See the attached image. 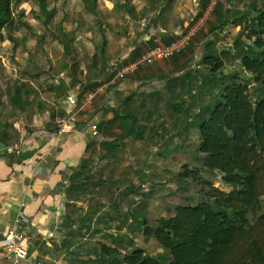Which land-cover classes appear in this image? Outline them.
I'll return each instance as SVG.
<instances>
[{"label": "rangeland", "instance_id": "1", "mask_svg": "<svg viewBox=\"0 0 264 264\" xmlns=\"http://www.w3.org/2000/svg\"><path fill=\"white\" fill-rule=\"evenodd\" d=\"M96 1L93 15L84 10L81 0H48L45 10L26 2L22 4L27 8L20 4L14 9V30L3 31L6 40L0 47V135L7 140L6 149L17 152L24 145L28 147L30 139L35 144L40 139L39 131L54 128L66 96L76 94L79 98L89 86L108 83L114 75L111 64L123 59L135 61L154 46L153 39L147 38L157 37L161 31L166 36L163 43L172 41L177 33L193 31L188 49L177 57L185 67L171 84L177 97L185 96L184 107L190 110V118L196 120L199 109L204 111L212 105V95L201 89L202 77L209 69L200 64V58L206 42L203 33H208L207 24L215 19L206 10L198 17L202 0ZM222 2L231 12L251 10L258 4L257 0ZM238 31L227 26L207 40L226 60V73L247 77L237 56L222 54L234 46ZM184 74L194 94L187 92V81L181 78ZM15 90L17 104L13 101ZM159 104L163 106L154 114L144 112L135 120L133 140L122 142L118 132L106 126L104 136L118 139L119 148L107 152L100 142L98 149L96 143L90 147L83 161L89 180L83 187L67 182L62 223L49 241L51 254L38 236L35 250L41 261L110 264L97 257L100 245L117 249L120 256L138 248L167 261L169 254L142 235L140 223L146 220L154 227L159 218L172 216L174 207L202 201L209 187L230 191L217 173L202 171L195 175L196 180L191 176L180 178L183 166L189 171L200 166L197 128L178 114L174 122L164 108V100ZM262 212L264 196L257 215Z\"/></svg>", "mask_w": 264, "mask_h": 264}, {"label": "trees", "instance_id": "2", "mask_svg": "<svg viewBox=\"0 0 264 264\" xmlns=\"http://www.w3.org/2000/svg\"><path fill=\"white\" fill-rule=\"evenodd\" d=\"M47 1L0 0V47L6 40L3 31L14 30L13 11L18 5L33 2L45 10ZM257 1L251 10L231 12L224 9L222 0H202L204 4L198 17L214 2L211 15L215 21L208 23L209 31L203 33L206 42L200 58V64L209 69V73L202 77L201 89L212 95V105L204 111L199 109L195 120L190 118V110L185 109L183 96L169 104L178 107L179 116H184L187 123L196 126L199 137L200 166L193 171L183 166L185 171L180 178L186 180L191 176L196 180L202 171L217 173L230 191L209 187L202 201L174 207L172 216L159 218L154 227L146 220L140 223L142 235L168 253L169 260L149 256L138 248L120 256L117 249L106 245H100L98 258L110 264H264V212L257 215L264 196V0ZM81 2L84 10L93 15L97 1ZM227 26L239 28V31L234 46L222 54L237 56L247 77L226 73V60L214 50V43L207 40L210 34ZM8 40L14 44L12 37ZM128 62L131 61L126 59L124 64ZM186 77V74L181 77L187 81L185 88L189 94H194ZM99 86V83L89 86L79 99ZM13 98L17 104V90ZM130 100L131 96H126L115 112L114 121L121 131L120 139L136 133L137 116L126 110ZM101 125L102 122L100 128ZM0 142L7 143L3 135H0ZM101 145L107 152L120 146L116 140L104 141ZM90 147L88 144L87 148ZM32 153L20 156L12 149L6 160L11 165L22 162L24 156ZM83 161L68 179L71 186L83 187L89 180Z\"/></svg>", "mask_w": 264, "mask_h": 264}, {"label": "crops", "instance_id": "3", "mask_svg": "<svg viewBox=\"0 0 264 264\" xmlns=\"http://www.w3.org/2000/svg\"><path fill=\"white\" fill-rule=\"evenodd\" d=\"M154 36L151 35L147 40L154 39ZM163 37L166 36L163 35ZM177 57L173 61H155L150 65H141L133 76L121 80H114L112 77L108 83L97 88L98 95L93 101V107L84 115L94 118L96 114H99L97 120L99 123L102 122L101 128L99 127L101 133L99 141H89L83 127H78L72 133L60 137L55 135L54 128L42 130L39 131L40 139L35 144H32L30 139L28 147L24 145L16 152L20 156L27 152H33L32 155L24 156L22 162H14L11 165H8L6 160L11 148L6 149V146L0 142L1 239L6 230L15 227L25 233L33 243L35 257H40L35 250L38 236L45 242L47 248L49 247L48 252L51 254L52 247L49 241L55 238L54 233L57 234L59 224L62 223L68 178L81 160L88 156L90 151L87 148L88 144L93 147L96 143L95 147L98 149L100 146L98 142L116 140H109L104 136L106 126L118 132L120 138V129L114 121V116L116 109L123 104L124 98L131 96L126 110L136 115L138 119L144 112L146 115L154 114V110L163 106L158 103L164 100V108L169 115L173 116L172 120L175 122L174 116L179 115V109L175 106L170 107L169 104L172 97L178 98V93L174 92V86L171 83L174 78L180 76L185 67L184 62ZM154 88H157V92ZM128 139L133 140L130 136L122 139V142ZM116 141L120 142L118 139ZM22 203L24 204V221L18 222ZM2 257L0 248V262Z\"/></svg>", "mask_w": 264, "mask_h": 264}, {"label": "built area", "instance_id": "4", "mask_svg": "<svg viewBox=\"0 0 264 264\" xmlns=\"http://www.w3.org/2000/svg\"><path fill=\"white\" fill-rule=\"evenodd\" d=\"M213 6L214 3L211 2L206 9L207 13H211ZM164 34L165 32L161 31L160 35L154 37V46L144 50L135 61L123 64L125 60L123 59L118 63L111 64L110 69L114 73L113 79L121 80L131 77L141 65H150L155 61H169L184 53L191 43L193 31L177 33L172 41L163 43ZM97 95L98 90L96 89L85 93L81 99L76 94L66 96L61 103L63 113L55 119V135L60 137L72 133L78 127H83L89 141H99L101 139L99 121L97 120L99 114H96L94 118L84 115L88 109L93 107V101ZM23 208L24 204L22 203L18 213V222L24 221ZM0 248L3 255L0 264H49L33 255V243L25 233L15 227H11L4 232L0 240Z\"/></svg>", "mask_w": 264, "mask_h": 264}, {"label": "clouds", "instance_id": "5", "mask_svg": "<svg viewBox=\"0 0 264 264\" xmlns=\"http://www.w3.org/2000/svg\"><path fill=\"white\" fill-rule=\"evenodd\" d=\"M21 7H22V8H27L28 5H26V4H22Z\"/></svg>", "mask_w": 264, "mask_h": 264}]
</instances>
